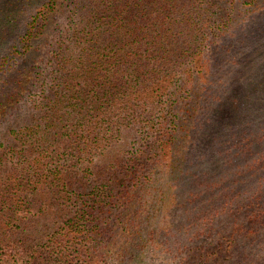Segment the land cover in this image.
<instances>
[{"label": "trees", "instance_id": "trees-1", "mask_svg": "<svg viewBox=\"0 0 264 264\" xmlns=\"http://www.w3.org/2000/svg\"><path fill=\"white\" fill-rule=\"evenodd\" d=\"M0 259L264 264V0H0Z\"/></svg>", "mask_w": 264, "mask_h": 264}, {"label": "rangeland", "instance_id": "rangeland-1", "mask_svg": "<svg viewBox=\"0 0 264 264\" xmlns=\"http://www.w3.org/2000/svg\"><path fill=\"white\" fill-rule=\"evenodd\" d=\"M0 264H20V263H14V262H11V261L0 259Z\"/></svg>", "mask_w": 264, "mask_h": 264}]
</instances>
